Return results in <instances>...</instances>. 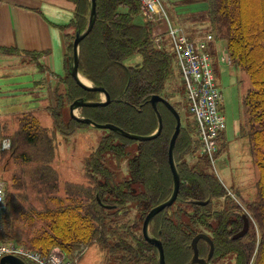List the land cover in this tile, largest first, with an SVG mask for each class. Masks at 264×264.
<instances>
[{"label":"trees","instance_id":"obj_1","mask_svg":"<svg viewBox=\"0 0 264 264\" xmlns=\"http://www.w3.org/2000/svg\"><path fill=\"white\" fill-rule=\"evenodd\" d=\"M66 1L73 4L74 14L71 23L63 28L71 30L65 36L68 53L65 77L60 79L63 91L58 93L56 89L53 102L44 107L53 131L43 127L33 111L13 113L0 122V138L10 139V149L0 153L1 172L9 173L8 180H4L0 241L14 242L42 256L59 248L68 259L95 244L106 254L103 264H157L156 249L143 239L141 225L152 208L170 197L173 188L168 147L176 121L163 104L157 105L163 128L155 139L139 142L105 130L108 135L85 161L86 185L60 182L54 169L56 133L66 137L90 127L72 119L69 106L80 98L99 101V93L83 90L69 74L74 34L87 25L90 1ZM95 3V23L79 44L78 71L93 86L104 88L110 103L84 107L80 117L97 124H112L132 135L148 136L157 128L150 98L159 95L169 100L166 83L172 75L182 83L177 69H173V55L156 49L151 25L137 21L138 0ZM207 4L210 33L215 40L226 41L232 66L240 68L250 82L243 104L249 155L258 179L254 199L245 210L255 220L258 236L252 231L244 239H231L242 226L235 213L241 214V208L227 195L218 178L208 176L193 163L202 155L197 123L189 114L174 147L180 178L177 199L154 216L149 233L160 238L165 264H189L191 241L199 233L207 234L214 244L209 264H264V0H207ZM22 53L29 62L40 57L36 52ZM0 54L20 52L0 48ZM135 58L139 62L128 63ZM36 69L43 72L39 65ZM31 88L42 91V80L33 81ZM11 125L14 130H10ZM130 146L136 150L127 151ZM105 158L113 163L107 164ZM123 162L126 173L121 176L119 166ZM194 201L209 203L200 206ZM214 201H222L223 208L212 210ZM197 248L199 257L205 258L206 243L200 240Z\"/></svg>","mask_w":264,"mask_h":264},{"label":"rangeland","instance_id":"obj_2","mask_svg":"<svg viewBox=\"0 0 264 264\" xmlns=\"http://www.w3.org/2000/svg\"><path fill=\"white\" fill-rule=\"evenodd\" d=\"M163 5L168 13L170 8L172 11V7L169 8L164 3ZM162 50L172 54L167 38L163 42ZM222 52L225 55L227 54L226 41L223 39L218 40L215 50V55L218 59L222 57ZM17 59L19 58H4L0 56V122L2 123L3 119H8L3 118L6 115L10 116L13 113L33 111L41 125L52 132L53 124L51 117L42 109V105H45V107L49 105L48 99H44V104L43 102L33 100L38 98L36 93L41 92V90L31 88L33 81L40 79V73L34 74L30 69L31 66L29 68L20 67ZM139 60V58H135L128 63H137ZM213 62L215 82L222 95L219 109L225 117V130L217 142L218 151L214 154L215 165L210 164L209 160L204 156L193 160V163L208 176L218 178L233 195L234 203L245 209L254 199L256 192L255 184L258 179V173L249 155L246 138L247 120L243 104V98L246 90L249 88L250 82L247 75L240 68L228 66L221 62L219 65H216V60ZM175 68L174 66L173 69ZM176 76L172 75L167 80V93L165 94L169 99L168 101L179 112L181 121L184 122L188 116L186 113V96L181 87L183 85L179 83ZM41 97H45V95ZM100 98L103 97L101 96ZM67 117L66 114L64 119L67 120ZM14 128L13 125L10 126V130H14ZM106 135L108 133L105 130L92 127L80 129L66 137L56 133L57 157L53 166L60 175V182L87 184L84 177L85 161ZM128 150L133 152L136 150V147L130 146ZM105 161L107 164L113 163V161L106 158ZM112 167H114L113 164ZM119 171L121 176L126 173L125 162L120 164ZM8 178L9 173L2 172V179L8 180ZM34 206L39 208L40 204L34 203ZM222 208L221 202L216 203L214 201L212 204V210L214 211H219ZM253 232L256 233L255 230ZM249 234H252V229ZM105 255L94 244L88 247L78 264H103ZM229 258H232V256ZM227 263L228 261H219L217 264Z\"/></svg>","mask_w":264,"mask_h":264},{"label":"crops","instance_id":"obj_3","mask_svg":"<svg viewBox=\"0 0 264 264\" xmlns=\"http://www.w3.org/2000/svg\"><path fill=\"white\" fill-rule=\"evenodd\" d=\"M162 2L169 8L172 7L173 12L170 8L168 13L171 22L188 38L198 42L205 41L208 35L214 37L206 21L207 0H163ZM73 14V4L66 0H0V48H15L20 52L19 55L0 54V56L17 57L20 67L31 66L30 69L34 74L40 73L39 80L43 82V89L36 96L40 98L45 95L41 99H48L49 104L53 102L56 89L58 93L63 91L60 79L65 77L68 53L65 36L71 32V30L64 31L63 28L71 23ZM137 21L145 23L140 16ZM165 30V24L159 22L153 33L158 35L157 33H163ZM217 43L216 39L214 44H207V51L212 60H216L214 50ZM22 52H36L40 57L35 62H29ZM37 65L42 67L43 72L36 69ZM42 107L44 109L45 105Z\"/></svg>","mask_w":264,"mask_h":264},{"label":"built area","instance_id":"obj_4","mask_svg":"<svg viewBox=\"0 0 264 264\" xmlns=\"http://www.w3.org/2000/svg\"><path fill=\"white\" fill-rule=\"evenodd\" d=\"M140 2L145 16L151 20L160 18L168 26L172 49L187 90L189 112L198 124L199 136L203 144L202 151L212 160V155L216 151L217 136L224 129L225 124L223 116L218 112L220 96L213 82L209 58L197 50L202 47L201 45L196 47L180 35L177 29L171 27L159 0H140ZM9 147L8 139L0 141V152L8 150ZM4 200V184L0 181V231L2 230ZM7 255L19 257L32 264H73L66 260L58 250L42 256L24 247L0 242V258Z\"/></svg>","mask_w":264,"mask_h":264},{"label":"water","instance_id":"obj_5","mask_svg":"<svg viewBox=\"0 0 264 264\" xmlns=\"http://www.w3.org/2000/svg\"><path fill=\"white\" fill-rule=\"evenodd\" d=\"M90 1V11H89V17L87 21V25L84 30L80 31L77 30L75 32L74 40L72 43V61L69 65V74L75 81V83L82 88L83 90L87 92H96L102 95V99L97 102H86L82 98L75 100L70 106H69V115L72 119L86 124L92 128H97V129H103V130H109L112 132H115L119 134L120 136L129 139V140H134V141H148L155 139L156 137L159 136V134L162 131L163 128V123H162V117L157 109L158 103H162L174 116L176 125L174 132L171 136L170 142H169V147H168V164L169 168L172 174V179H173V188H172V193L170 197L163 203L159 204L158 206L152 208L148 214L145 216L142 227H141V233L143 239L155 247L156 252H157V264H165V257H164V251H163V246L160 238H155L150 235L149 233V224L151 223L152 219L154 218L155 215L160 213L162 210H164L167 207H170L175 200L177 199L178 193H179V186H180V178L179 174L175 165L174 161V147L176 143V139L180 133L181 129V121L179 114L177 111L173 108L171 104H169L165 99H163L159 95H153L150 98V105L152 107L153 112L155 113L156 116V121H157V128L156 130L148 135V136H137V135H132L129 134L120 128L112 125V124H97L91 121L90 119H86L83 117H80L78 112L80 109L84 107H104L110 103V96L109 94L105 91L104 88L102 87H95L93 86L90 82L89 84L83 83L81 80V75L78 71V63H79V44L80 42L90 33V31L93 28V25L95 23V18H96V3L95 0H89ZM195 205H200V206H205L208 204V201L201 202V201H194L193 202ZM244 218V228L243 231L235 235L232 239H240L244 236L247 227H248V219L247 216L244 215L242 216ZM161 233L159 232V235ZM204 241L206 245L208 246V254L206 258H199L198 255V248L197 244L199 241ZM191 249H192V257L189 262V264H208L209 261L211 260L213 253H214V244L212 240L210 239L209 236H207L204 233H199L197 234L191 241ZM0 264H26L24 261L21 259L14 257V256H4L0 259Z\"/></svg>","mask_w":264,"mask_h":264},{"label":"flooded vegetation","instance_id":"obj_6","mask_svg":"<svg viewBox=\"0 0 264 264\" xmlns=\"http://www.w3.org/2000/svg\"><path fill=\"white\" fill-rule=\"evenodd\" d=\"M235 213H236V214H237V213L239 214L240 219H241V221H242V226H241L240 230H239L237 233H235L234 235L231 236V239H232L235 235H237L238 233L242 232V231H243V228H244V218H242L240 212H235ZM249 233H250V226H249V224H248L247 230H246L244 236L242 237V239L246 238V237L249 235Z\"/></svg>","mask_w":264,"mask_h":264},{"label":"bare ground","instance_id":"obj_7","mask_svg":"<svg viewBox=\"0 0 264 264\" xmlns=\"http://www.w3.org/2000/svg\"><path fill=\"white\" fill-rule=\"evenodd\" d=\"M81 80L83 83L89 84V82L85 78H83L82 76H81Z\"/></svg>","mask_w":264,"mask_h":264}]
</instances>
